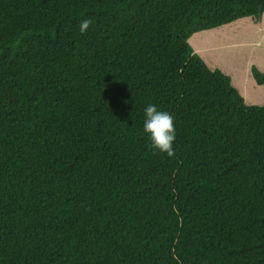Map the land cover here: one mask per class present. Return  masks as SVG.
Returning <instances> with one entry per match:
<instances>
[{"label": "trees", "instance_id": "trees-1", "mask_svg": "<svg viewBox=\"0 0 264 264\" xmlns=\"http://www.w3.org/2000/svg\"><path fill=\"white\" fill-rule=\"evenodd\" d=\"M263 16L264 0H0V264H264V105L190 45ZM149 104L174 118L172 157L143 131Z\"/></svg>", "mask_w": 264, "mask_h": 264}, {"label": "rangeland", "instance_id": "rangeland-1", "mask_svg": "<svg viewBox=\"0 0 264 264\" xmlns=\"http://www.w3.org/2000/svg\"><path fill=\"white\" fill-rule=\"evenodd\" d=\"M190 45L210 68L232 78L247 105H264V86L257 85L251 72L253 66L264 72V16L260 23L245 18L198 32Z\"/></svg>", "mask_w": 264, "mask_h": 264}, {"label": "clouds", "instance_id": "clouds-1", "mask_svg": "<svg viewBox=\"0 0 264 264\" xmlns=\"http://www.w3.org/2000/svg\"><path fill=\"white\" fill-rule=\"evenodd\" d=\"M92 24V20L84 19L79 24V31L84 34ZM143 131L151 142L153 149L166 153L169 157L175 155L173 143L176 138L173 116L167 111H160L155 105L149 104L145 110Z\"/></svg>", "mask_w": 264, "mask_h": 264}]
</instances>
